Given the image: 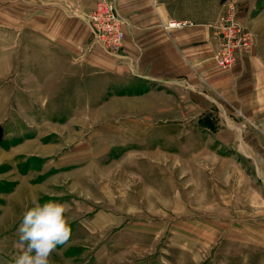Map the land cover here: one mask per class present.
<instances>
[{"label": "rangeland", "instance_id": "1", "mask_svg": "<svg viewBox=\"0 0 264 264\" xmlns=\"http://www.w3.org/2000/svg\"><path fill=\"white\" fill-rule=\"evenodd\" d=\"M230 1L246 27L264 15V0H224L219 18ZM1 2L0 88L8 94H0V264L22 254L25 212L49 201L71 203L73 217L72 239L52 264H249V231L199 226L206 209L241 189L224 176L214 180L207 159L197 160V143L216 138L196 120L190 129L181 121L140 123V113L121 104L139 90L120 79L79 80L72 92L39 86L22 69L37 68V54L1 47ZM16 36L13 43L25 46ZM9 63L17 68L6 70Z\"/></svg>", "mask_w": 264, "mask_h": 264}, {"label": "crops", "instance_id": "2", "mask_svg": "<svg viewBox=\"0 0 264 264\" xmlns=\"http://www.w3.org/2000/svg\"><path fill=\"white\" fill-rule=\"evenodd\" d=\"M98 1L4 0L7 39L1 47L7 53L37 54V68L29 62L22 69H30L39 86L51 82L59 91L72 92L79 80L120 79L139 90L121 104L133 106L140 123L181 121L182 129H190L196 120L198 129L216 138L197 143V160L207 159L204 166L214 180L221 175L241 188L206 209L199 226L249 231L244 238L249 264H264V15L253 28L246 22L255 36L251 52L223 71L215 60L221 47L215 27L224 0H117L124 37L116 55L91 42L81 17ZM170 23L184 25L169 28ZM16 35L25 46L13 43ZM16 66L9 63L6 70ZM5 87L1 95L8 94Z\"/></svg>", "mask_w": 264, "mask_h": 264}, {"label": "built area", "instance_id": "3", "mask_svg": "<svg viewBox=\"0 0 264 264\" xmlns=\"http://www.w3.org/2000/svg\"><path fill=\"white\" fill-rule=\"evenodd\" d=\"M117 4V0H99L96 7L86 12L83 17L89 24L93 41L109 55H116L123 47L124 20ZM183 25L170 23L168 27L177 28ZM215 29L221 44L215 56L216 64L223 71H229L241 56L251 52L255 45V36L240 21L237 5L232 1L226 5L225 14Z\"/></svg>", "mask_w": 264, "mask_h": 264}, {"label": "clouds", "instance_id": "4", "mask_svg": "<svg viewBox=\"0 0 264 264\" xmlns=\"http://www.w3.org/2000/svg\"><path fill=\"white\" fill-rule=\"evenodd\" d=\"M69 202L37 204L25 212L18 228V247L22 249L15 264H52L50 257L72 239L73 217Z\"/></svg>", "mask_w": 264, "mask_h": 264}]
</instances>
